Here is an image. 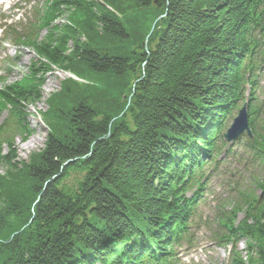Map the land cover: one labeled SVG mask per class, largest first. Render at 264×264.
I'll list each match as a JSON object with an SVG mask.
<instances>
[{
	"label": "trees",
	"instance_id": "obj_1",
	"mask_svg": "<svg viewBox=\"0 0 264 264\" xmlns=\"http://www.w3.org/2000/svg\"><path fill=\"white\" fill-rule=\"evenodd\" d=\"M161 15L137 42L132 32ZM29 27L39 63L0 88V264H176L245 100V147L264 167V0H47ZM106 36L128 51L99 52ZM53 68L79 80L49 100L45 146L26 161L15 140L31 134L25 109ZM221 225L230 264H264V199L247 194Z\"/></svg>",
	"mask_w": 264,
	"mask_h": 264
},
{
	"label": "rangeland",
	"instance_id": "obj_2",
	"mask_svg": "<svg viewBox=\"0 0 264 264\" xmlns=\"http://www.w3.org/2000/svg\"><path fill=\"white\" fill-rule=\"evenodd\" d=\"M38 1L40 2L39 5L44 2V0ZM38 1L0 0V25L15 24L14 27L17 30L23 31L24 27L31 21L30 16L33 14V9L37 6ZM67 17L64 16L59 20V23H68V20L70 22L73 14L69 19ZM74 17L77 18V15ZM80 18H82V14ZM158 20V17L155 20L152 16L146 18V21L140 23L139 29H136L131 35H135L137 42L144 41L146 43ZM44 33L45 30H42L41 35H44ZM82 36L81 34L82 41L88 43L87 37L89 36H85V39ZM96 36L93 34L94 38ZM128 48L129 45H127L126 40L106 36L100 42V50H98L101 53L106 51L110 54H123L128 51ZM38 60L39 57L32 48L26 46L16 47L11 43V38L7 35V32L4 34L0 32V77L2 78L0 79V87L18 82L30 75V66L35 62L39 63ZM39 75L41 73H38ZM67 78L68 75L65 72L54 68L42 74V84L38 87L41 99L36 103L28 104L25 109L24 120L31 130V134L27 140H22L21 137L15 140V147L20 159L27 161L33 153L44 148L48 134V120L46 117L49 107L48 102L62 89V81ZM95 95L99 97L98 94ZM126 96L127 94L124 98ZM259 96L261 101L264 102V73L261 76ZM6 116L7 112L3 111L0 121L2 122ZM32 136L37 137V141L29 142ZM242 143L243 140L235 143L232 146L234 153L223 156L222 162L213 170L209 188L205 192L204 198L199 201L198 215L193 228L196 233L193 246L187 249L188 246L185 245L181 249V261L176 264H229L232 247L230 245L222 246L218 243L221 229L217 218L229 214L234 203L241 205L246 193H249L251 198L257 199L262 193V188L255 187V185L264 181V169L260 164L251 162V159L247 158ZM4 153H6V150ZM0 173L3 174L4 169H0ZM238 217L241 218L242 213H239ZM245 244L243 240L238 245L242 255H245Z\"/></svg>",
	"mask_w": 264,
	"mask_h": 264
},
{
	"label": "water",
	"instance_id": "obj_3",
	"mask_svg": "<svg viewBox=\"0 0 264 264\" xmlns=\"http://www.w3.org/2000/svg\"><path fill=\"white\" fill-rule=\"evenodd\" d=\"M245 130L248 131L249 134L250 128L248 126V114L246 109V104L239 110L237 117L234 119L233 124L224 133V137L227 141H232L233 139L239 137Z\"/></svg>",
	"mask_w": 264,
	"mask_h": 264
},
{
	"label": "bare ground",
	"instance_id": "obj_4",
	"mask_svg": "<svg viewBox=\"0 0 264 264\" xmlns=\"http://www.w3.org/2000/svg\"><path fill=\"white\" fill-rule=\"evenodd\" d=\"M31 141H37V137L32 136V137L30 138V141H29V142H31Z\"/></svg>",
	"mask_w": 264,
	"mask_h": 264
}]
</instances>
